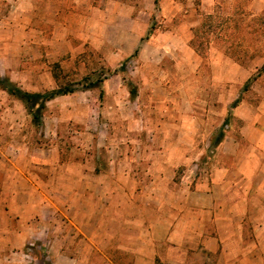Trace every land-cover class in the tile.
Wrapping results in <instances>:
<instances>
[{
  "label": "rangeland",
  "instance_id": "1",
  "mask_svg": "<svg viewBox=\"0 0 264 264\" xmlns=\"http://www.w3.org/2000/svg\"><path fill=\"white\" fill-rule=\"evenodd\" d=\"M263 66L264 0H0L4 82L41 93L76 89L46 102L38 123L20 99L0 92L4 137L16 128L40 145L60 124V145L73 148L64 159L110 176L134 166L138 189H145L146 173L155 176L157 165H166L167 183L152 186L163 198L153 202L154 215L188 214L212 169L221 133H232L247 154L258 150V163L264 165ZM38 71L51 76L52 87L44 86ZM235 105H241L242 118L232 114ZM1 169L4 178V165ZM174 193L179 208L169 196ZM107 198L115 210L117 202ZM138 204L145 209L143 200ZM244 221V226L252 223ZM137 227L142 233L145 224ZM247 237L256 242L255 234ZM69 239L63 231L38 246L33 239L24 244L28 256L13 248L8 263L49 264L52 255L56 264H134L149 257L140 238L118 250L109 237L101 251L73 248ZM156 245L152 264H171L168 247ZM201 257L204 264L215 261L204 252ZM255 257L264 264V251L255 250Z\"/></svg>",
  "mask_w": 264,
  "mask_h": 264
},
{
  "label": "crops",
  "instance_id": "2",
  "mask_svg": "<svg viewBox=\"0 0 264 264\" xmlns=\"http://www.w3.org/2000/svg\"><path fill=\"white\" fill-rule=\"evenodd\" d=\"M37 73L40 79L42 73ZM3 74L4 69L0 70V77ZM42 78L44 86L52 87L51 76L44 73ZM0 92L4 95L1 87ZM240 106L235 105L232 114L242 118ZM47 118L60 120L58 115ZM54 127L56 131H51L48 142L40 145L22 138L16 128L7 138L4 129L0 131V169L4 165V178L0 175V234L4 233V264H9L13 248L15 253L28 256L24 244L34 239L38 241L36 246L41 245L60 231L70 236L73 248L100 251L109 237L113 249L118 250L124 248L122 243L132 246L140 238L149 257L134 264H152L156 244L168 247L171 264H204L203 252L204 257L209 254L215 260L212 264H259L255 250L264 251V165L258 163V150L247 154L232 133L224 135L214 147V164L206 181L197 187L198 196L191 201L188 214L178 210L169 216L154 215L153 202H163V198L152 193V186L167 183L163 172L166 165H157L155 176L152 171L146 173L145 189H138L134 166L110 176L105 170L97 174L95 168L90 171L83 162L64 159L62 154L73 148L60 145V124ZM27 162L33 168L30 164L27 169ZM110 196L117 202L115 210L111 204L106 205ZM169 196L175 198L179 208L177 194ZM141 200L144 210L138 204ZM247 218L252 223L244 226ZM140 223L145 224V229L136 233ZM251 233L256 242L249 241L247 236ZM69 255L72 257V252ZM48 258L49 264H56L52 255Z\"/></svg>",
  "mask_w": 264,
  "mask_h": 264
},
{
  "label": "trees",
  "instance_id": "3",
  "mask_svg": "<svg viewBox=\"0 0 264 264\" xmlns=\"http://www.w3.org/2000/svg\"><path fill=\"white\" fill-rule=\"evenodd\" d=\"M155 3H157V0H155ZM151 29L152 27H150V29L148 30L147 36H149V34L151 33ZM0 87L6 90L9 95L20 99L24 103L26 109L29 111V113H31L32 119L35 123L40 122L41 112L44 109L45 104L48 100H51L60 95H67L76 91V89L66 86V87H56L48 91L46 90L43 93L31 92L22 89L21 87L9 81L8 79L4 82L3 77H0ZM134 93H135L134 89L131 88L130 94L134 95ZM101 94L102 91H100V95ZM222 137L223 134L221 133L215 143L217 144Z\"/></svg>",
  "mask_w": 264,
  "mask_h": 264
}]
</instances>
